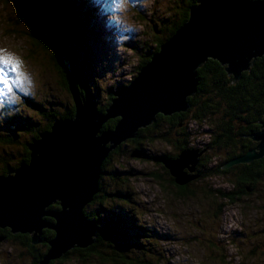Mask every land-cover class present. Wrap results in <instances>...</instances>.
Instances as JSON below:
<instances>
[{"label": "rangeland", "instance_id": "1", "mask_svg": "<svg viewBox=\"0 0 264 264\" xmlns=\"http://www.w3.org/2000/svg\"><path fill=\"white\" fill-rule=\"evenodd\" d=\"M188 1L0 0V49L22 62L27 77L22 89L0 95V137L15 131L18 138L13 145L0 142V177L7 165H20L32 139L49 126L48 114L38 112L39 106L58 116L73 109L72 95L51 63L53 51L48 49L49 57L41 53L39 45L33 46L36 38L43 33L47 38L52 26L66 25L79 57L72 62L59 45L63 61L75 69L83 66L88 93L97 108L105 109L114 93L138 77L144 60L155 53L158 40L167 38L165 29L180 21ZM205 138L212 139L209 134ZM140 148L147 158L132 157L138 146L131 140L112 155L103 169L102 192L86 208L104 226L113 228L117 222L113 249L99 248L102 255L73 253L51 264H118L115 252L142 264H264L262 183L258 195L232 202L216 192L234 191L235 173H230L195 182L191 193L178 196L167 181L150 173L163 172L156 158L173 147L144 140ZM31 258L21 241L0 243V264H32Z\"/></svg>", "mask_w": 264, "mask_h": 264}, {"label": "water", "instance_id": "2", "mask_svg": "<svg viewBox=\"0 0 264 264\" xmlns=\"http://www.w3.org/2000/svg\"><path fill=\"white\" fill-rule=\"evenodd\" d=\"M263 56L264 0H199L190 8L188 21L161 45L138 77L114 93L106 113L96 109L89 95L81 97L73 70L66 64L75 115L55 120L50 131L28 146L29 162L0 177V230L29 235L32 245L42 243L44 230L54 232L39 264L91 248L97 242L98 226L85 210L101 190L110 155L151 126L159 114L186 112L188 98L197 92L198 70L207 61L221 64L235 83ZM111 120H118L115 127L104 130ZM255 138L260 141L259 153H248L224 168L263 158L264 131ZM198 156L184 151L177 160L165 162L179 186L193 180L184 169L190 164L194 169ZM132 157L142 155L136 151ZM53 205L59 210L51 211Z\"/></svg>", "mask_w": 264, "mask_h": 264}, {"label": "trees", "instance_id": "3", "mask_svg": "<svg viewBox=\"0 0 264 264\" xmlns=\"http://www.w3.org/2000/svg\"><path fill=\"white\" fill-rule=\"evenodd\" d=\"M198 2L199 0H191L190 3L188 1L189 4H187L188 6L184 8V12L181 14L180 21L173 24L174 26L172 28L165 29V31H167V35H166L167 38H165V40L164 39L158 40L155 48V53L159 51L162 44H164L168 39H170L173 35H175L178 29H180L188 21L190 15V8L195 6ZM67 30L68 28L66 27V25L64 27L62 26L59 27L58 25L52 26L50 32H48V37L45 38V33L42 32L44 34L43 37H40V39L36 38L39 41H37L36 44L34 41L33 46L36 47L37 45H39V51L43 54H46L48 57H49L47 53L48 49L53 51L50 57L51 63H53L54 67L60 73L59 79L61 80V82H63L64 88L69 90V85L67 80V70L65 68L66 64L63 61V56L59 48V45L63 47L64 52L67 51L66 57L68 56L69 60H71L72 62L77 61V58L79 56L77 52H74L70 46L71 37L69 33L66 32ZM152 56H149V58H146L144 60L145 62H143L142 67L151 61L150 57ZM72 62H71V68L73 70V74L76 79V84L77 81H79L80 87L81 85L83 87L80 88L79 85L77 84V88L80 91L81 97L85 98L87 95H89L92 98V96L90 95V93H88V90L86 88V81L84 82L82 80V77L85 75L83 66L78 67V69L77 68L75 69ZM198 73H199L198 77L200 79V84L198 86V92L196 96L189 100L191 106L190 110L187 113L177 114L170 118H164L168 121L171 127L175 128L179 124H183L184 125L183 127L185 128V123L191 116L194 119H199V121H201L208 116H213V114L216 113L225 114L227 116L225 122H231L232 124L237 122V126L241 121H249L250 118H253L254 121H259L263 119L264 117V56L254 61L250 71L243 73L241 80L237 81L236 83H233L232 77L226 73L225 68L214 60L207 61L198 70ZM85 79L87 80V77ZM32 106L36 107L38 105L32 103ZM38 108H39L38 112H40L41 114L43 115L48 114L47 116L50 120V124L44 131L38 132L37 135L32 140L38 139L42 133H46L50 131L55 120L72 118L75 115V105H73L72 110H67V112L62 116H58L57 112L48 113L40 106ZM96 109L102 113L106 111L105 109L102 108L99 109L96 107ZM117 122L118 120H112L108 122L105 125V129H109V130L113 129L117 124ZM233 126L232 125L226 126V130L229 131L231 134L234 132V129L236 130L237 128ZM31 127L34 126L31 125ZM184 128L182 130L183 132L186 131ZM24 129L27 130V127L25 125L22 126V130ZM13 132H11V137H5V138L0 137V142L7 145H11V144L13 145V143H16L18 138L16 132L15 133ZM139 136L143 137V131L140 132ZM119 150L120 149L118 148L115 152H113L110 155V157L118 153ZM29 160H30V152L27 151L23 157L22 162H20L19 166L14 167L15 168L14 169L11 168L9 165H7L4 170V173L1 176L8 175L12 171L19 168L21 165L28 163ZM107 160L104 164L103 169H105L106 165H109V163L111 162V161L108 162ZM253 170H255V172L251 174L252 177H250V180L256 179V172L260 170L262 176L259 175V177L260 178L262 177V181H263L262 185H264V159L255 162ZM243 180L249 181L247 176L244 177ZM101 184L102 183L100 182V188H101L100 193L102 192ZM100 193L98 194V196H96L93 202H95L99 198ZM253 194L258 195L259 192ZM50 210L51 211L59 210V206L55 205ZM85 215L89 220L95 221L98 226L97 242L95 243L94 246H92L89 249L73 250L62 259L64 261L69 257V255H73V253L84 255L86 253L95 252L102 255L101 252H99L98 250L99 248L101 247L112 248L114 246L112 240V238H114L112 229L114 227L115 228L117 227L118 225L117 222H115L113 228H111L109 225L104 226L103 223H100L92 214L87 213L86 210H85ZM46 220L51 225L54 224V220L52 219H46ZM1 237H5V239L11 241L20 240L22 242V245L28 249V252L32 257L31 258L32 264H39L47 254L49 249L48 242L55 237V233L52 232L51 230H44L42 234V243L40 245V248L35 247L31 244V237H28V235L13 236L9 230H5V231H0V238ZM113 255L119 259V262L116 261V258L112 259L113 261H116V263L118 264H142L140 261L137 260H128L125 255L121 256L116 252Z\"/></svg>", "mask_w": 264, "mask_h": 264}, {"label": "flooded vegetation", "instance_id": "4", "mask_svg": "<svg viewBox=\"0 0 264 264\" xmlns=\"http://www.w3.org/2000/svg\"><path fill=\"white\" fill-rule=\"evenodd\" d=\"M196 94L193 97H195ZM193 97H190L187 100L189 108L186 112L174 113L170 116L159 114L156 117V121L151 126L139 131L137 137L131 140L136 144V146H138V149L132 150L131 153L133 154L136 151H140L142 159L147 158L145 149L140 148V145L144 140L149 142V144L162 143L173 147V152H168L165 155L156 158L157 163L161 165L163 172L150 173L153 178L167 181L170 187L176 190V194L178 196H184L191 193V186L195 182L205 181L210 177L225 176L230 173H235V179L233 183L235 188L234 191L228 193L217 190V194L220 196L223 195L230 201L235 202L243 197H250L253 195V193H257L258 184L260 182L263 183L262 177H259V175H261V171L258 170L256 172V179L250 180V177H252L251 174L255 172V170H253L254 163L263 160L264 157L254 160L251 163H241L235 165L230 169H225L224 167L233 160L241 158L248 153H259L258 147L260 145V141L256 140L255 137L257 134L264 131V117L259 121H254L253 118H250L249 121H241L237 126V122L233 124L231 122H225V119L227 118L225 114L216 113L213 114V116H208L201 121H199V119H194L191 116L186 121L185 128L183 127V124H179L175 128L171 127L168 121L164 118H170L177 114L187 113L191 108L189 100ZM109 106H107L105 110H107ZM104 113H106V111ZM227 125H234L233 127L237 128L236 130L234 129V132L231 134L226 130ZM196 126L197 128H195ZM183 128L186 130L185 132L182 131ZM193 128L195 129L192 130ZM104 130L108 129H105L104 126ZM142 131L143 137L139 136L140 132ZM208 134L212 139L206 140L205 137ZM195 141H198L199 143L194 145ZM119 149H121V147ZM184 151H195L199 156L197 165L194 167V169L192 164L184 169V173H186L188 177H193V180L185 186H179L175 182V178L172 176L171 172L167 169L165 162L177 160ZM220 151H224V155H220ZM111 157H109L107 160L108 162L112 161ZM246 176L248 177L249 181L243 180V178ZM213 191L214 190L211 189V192ZM28 237L30 236L28 235ZM1 238L3 239L2 241L6 240L5 237ZM2 241L0 243H2ZM15 241H19L20 243V240Z\"/></svg>", "mask_w": 264, "mask_h": 264}, {"label": "snow or ice", "instance_id": "5", "mask_svg": "<svg viewBox=\"0 0 264 264\" xmlns=\"http://www.w3.org/2000/svg\"><path fill=\"white\" fill-rule=\"evenodd\" d=\"M22 62L0 49V95L12 93L14 88L22 89L27 77Z\"/></svg>", "mask_w": 264, "mask_h": 264}, {"label": "bare ground", "instance_id": "6", "mask_svg": "<svg viewBox=\"0 0 264 264\" xmlns=\"http://www.w3.org/2000/svg\"><path fill=\"white\" fill-rule=\"evenodd\" d=\"M100 193V192H99Z\"/></svg>", "mask_w": 264, "mask_h": 264}]
</instances>
